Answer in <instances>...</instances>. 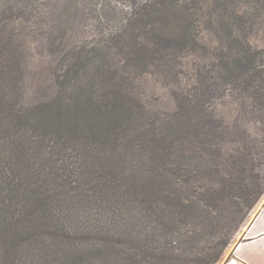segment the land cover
Returning a JSON list of instances; mask_svg holds the SVG:
<instances>
[{"label":"rangeland","instance_id":"obj_1","mask_svg":"<svg viewBox=\"0 0 264 264\" xmlns=\"http://www.w3.org/2000/svg\"><path fill=\"white\" fill-rule=\"evenodd\" d=\"M202 1L200 47L182 53L171 72L151 61L147 69L139 66L121 39L104 42V34L120 25L127 0H28L32 17L12 23L1 41L13 61L7 104L16 114L53 121L69 150L84 139L102 141L116 156L113 164L134 182L156 174L161 184L152 196L166 209L145 211L148 216L162 219L174 208L183 232L207 224L195 244L181 247L183 258L166 264H200L202 247L207 250L208 242L241 219L217 263L227 264L264 204V93L225 67H232L229 46L235 50L240 43L261 52L258 68L264 70V16L231 35L235 0ZM242 8L254 18L251 0ZM182 120L189 122L190 142L180 152V165L168 151L152 149L156 158L147 156L153 139L171 138ZM159 145L167 150V143ZM50 259L76 264L83 255L55 251Z\"/></svg>","mask_w":264,"mask_h":264},{"label":"trees","instance_id":"obj_2","mask_svg":"<svg viewBox=\"0 0 264 264\" xmlns=\"http://www.w3.org/2000/svg\"><path fill=\"white\" fill-rule=\"evenodd\" d=\"M245 1L233 2L231 35L264 16V0H251L254 18L242 8ZM202 2L127 0L120 25L104 34V42L121 39L139 66L147 69L151 61L171 72L181 64L182 53L200 47L196 28ZM28 6V0H0V264H54L50 255L55 251L83 255L76 264H166L170 258H183L181 247L195 244L207 224L183 232L184 221L174 208L162 219L148 216L145 211L166 209L152 196L156 184H161L156 174L134 182L113 164L116 156L102 141L84 139L69 150L68 138L57 133L53 121L20 117L7 104L13 61L1 41L12 23L32 17V11L26 14ZM234 40L238 42L237 37ZM227 54V62L230 57L232 62V67L225 66L227 71L255 81V91L264 93V70L258 68L261 52L239 43L235 50L229 46ZM217 57L224 63L225 52ZM181 124L173 128L171 138H154L147 156L156 158L152 149L159 155L168 151L173 164L180 165V152L190 142L189 122ZM160 143H167V150ZM237 221L233 230L231 226L208 242L207 250L202 247L203 254H197L200 264L221 260L234 239L230 231L235 233L242 224Z\"/></svg>","mask_w":264,"mask_h":264},{"label":"crops","instance_id":"obj_3","mask_svg":"<svg viewBox=\"0 0 264 264\" xmlns=\"http://www.w3.org/2000/svg\"><path fill=\"white\" fill-rule=\"evenodd\" d=\"M227 264H264V204L245 230Z\"/></svg>","mask_w":264,"mask_h":264}]
</instances>
